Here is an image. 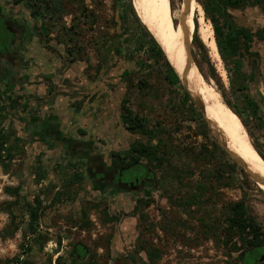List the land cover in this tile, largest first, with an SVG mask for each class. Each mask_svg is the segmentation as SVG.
Segmentation results:
<instances>
[{
	"label": "rangeland",
	"instance_id": "rangeland-1",
	"mask_svg": "<svg viewBox=\"0 0 264 264\" xmlns=\"http://www.w3.org/2000/svg\"><path fill=\"white\" fill-rule=\"evenodd\" d=\"M170 2L175 33L187 50L190 42L201 77L242 123L224 101L240 112L251 142L264 155V103L259 98L264 70L262 78L255 71L256 82L247 74L254 67L250 61L239 66L220 57L218 66L199 34L198 5L213 31L203 8L207 0ZM0 10L19 28L14 61L0 63V90L9 110L3 125L19 138L10 163L0 165V248L6 250L0 253V264H13L18 258L20 264H133L140 241L164 248L163 256L152 264H218L208 260L221 253L206 241L204 222L219 219L223 208L239 201L264 234L263 192L244 171L230 173L233 161L192 100L167 77L144 30L155 37L142 21L145 29L128 16L129 35L121 43L113 38L119 30L113 0H63L62 10L69 14L61 17V12L50 17L52 10L44 5L41 17H33L15 0H0ZM228 13L237 26L256 32L264 28V12L258 6ZM88 14L91 17L85 19ZM71 24L78 34L69 32V41ZM194 32L206 55L193 44ZM255 39L254 45L260 43L264 53V41ZM212 70L218 81L211 77ZM195 81L193 91L201 100ZM123 116L141 119L155 138L128 129ZM139 144L148 150L157 146L160 163L137 157L133 147ZM75 150L95 153L104 166L115 163V157L147 162L160 189L147 197L142 190L101 185L91 176L84 155L74 154ZM134 170L124 176L136 174ZM74 172L81 180L70 183ZM200 188L204 206L177 204ZM39 201L43 209L36 233L25 234L23 211ZM163 224L166 233L174 230L179 236L165 235Z\"/></svg>",
	"mask_w": 264,
	"mask_h": 264
},
{
	"label": "trees",
	"instance_id": "trees-1",
	"mask_svg": "<svg viewBox=\"0 0 264 264\" xmlns=\"http://www.w3.org/2000/svg\"><path fill=\"white\" fill-rule=\"evenodd\" d=\"M62 1L63 0H15V3H22L30 11L33 17L40 18L41 7L43 5L49 11L52 10V12H50V17L54 15L53 12H61L59 17H61L63 14H69L68 11L62 10ZM124 1L125 2H123V0H113V8L115 10L116 16L115 18L117 19V24L119 25V30L115 35H113V38H116L117 41H120L121 43L125 41V38L127 37L126 35H129L127 26L128 16H132L134 21L140 24L130 0ZM248 6H258L264 12V0H207L206 4L203 3L204 11L207 17L213 23L215 42L217 44L220 57L224 61H228V58H231L233 60L232 63L239 66L247 59H251L252 62H254V58H259L260 54H263L261 53V48L259 49L257 47H253L252 43L254 37H257L258 41H264V28L262 29L263 33H253L244 27L235 25L228 13L229 10H237ZM90 17V14L84 16L85 19H89ZM91 21L94 22L95 20L91 19ZM75 26L76 25L71 24V27L67 30L69 41L72 39V35L69 32L73 31V34H78L77 30L74 31ZM141 27L142 29L144 28L143 26ZM144 31L145 38H147L149 43L152 45V48L156 51V55L163 61L167 77L169 79H173L175 81L174 84L182 88L164 52L155 39L151 36V34H149V32L146 30ZM193 44L199 50L203 51L204 54L206 53L205 47L198 39L196 32L193 33ZM149 59L151 58L149 57ZM248 75L250 77L249 79H253L254 75H256V72H254L251 68L248 70ZM211 77L218 81L214 70L211 72ZM183 94L185 98L189 100V97L184 92V90ZM261 98L264 99V96H261ZM224 103L241 119L244 127L246 128L247 125L241 118L240 112H238L236 108L231 106L228 102L224 101ZM8 114V105L0 90V165L5 162L10 163L13 158L12 149L19 141V138L16 136L14 131L6 130L5 126L3 125V121L8 116ZM123 122L127 124L128 129H140L143 133L148 134L150 138H155L153 134L147 132V128H144L145 126L143 125L142 120L138 117L127 119L125 116H123ZM247 133L249 136H251L248 131ZM252 144L264 160V155L261 153L257 145L255 143ZM133 150L137 154V157H145L151 162L156 161V164L160 163L161 161L157 154V146H154L152 150H148L145 146L139 144L133 147ZM229 167L231 174H234L235 172L243 173V170L239 168L234 162L230 163ZM80 180L81 175L78 172H74V174L70 177L69 182L77 183V181ZM203 191V188H200L199 191L189 195L185 200H179L177 204L182 208H187L192 205H199L202 207L204 206L203 201H201V197L204 195ZM42 209L43 208L40 206V201L25 208L23 211L27 216V230L25 234L29 233L30 235H34L36 233ZM12 223H14V217L11 218V224ZM204 225L207 227V230L212 228L215 234L219 233L222 235V232L224 231L228 241L232 242L233 247L236 249L239 248L237 241H239L241 247H248L252 246L253 244H259L264 240V234L260 229L259 224L252 216L248 214L243 201L229 204L226 208H223L222 215L219 219L212 217V219L208 220L206 223L204 222ZM139 245L140 246H138L137 249L135 248L136 250L133 252L136 254L135 256L138 255V258L134 259L132 257L133 264H152L160 257L159 250L150 246H146L145 243L143 244L141 241ZM140 248L141 250H139ZM140 253H142V256ZM11 262H13V264H18L19 258Z\"/></svg>",
	"mask_w": 264,
	"mask_h": 264
},
{
	"label": "bare ground",
	"instance_id": "bare-ground-1",
	"mask_svg": "<svg viewBox=\"0 0 264 264\" xmlns=\"http://www.w3.org/2000/svg\"><path fill=\"white\" fill-rule=\"evenodd\" d=\"M170 3V0H133V7L140 17L139 20L147 26L163 49L185 88L192 93L193 82L195 80L198 82V94L205 106L206 117L218 128L219 138L230 153L246 167L251 175L258 179L256 183L251 178L264 194V160L253 146L243 124L232 112L229 113V110L222 106L218 95L211 88L212 85L208 86L201 77L197 65L184 46L185 41L175 33ZM197 13L198 22L202 25L199 31L200 38L209 49V55L220 66L221 58L217 51L213 31L205 25L200 5L197 6ZM219 74L223 78L226 77L223 69Z\"/></svg>",
	"mask_w": 264,
	"mask_h": 264
},
{
	"label": "flooded vegetation",
	"instance_id": "flooded-vegetation-1",
	"mask_svg": "<svg viewBox=\"0 0 264 264\" xmlns=\"http://www.w3.org/2000/svg\"><path fill=\"white\" fill-rule=\"evenodd\" d=\"M18 36V26L14 25L11 19H9L0 10V63L4 62V64L9 65L14 61L15 54L13 47L14 41L16 38H18ZM253 47L262 49L261 45H253ZM247 61L252 63L254 66L252 70L254 72L258 71L260 73L259 78H262L261 75L263 74L264 70V53L260 54L259 58H254V62H252L251 59H247L246 62ZM255 77L256 75H254L252 80H254ZM261 93L262 95L260 96H264V92ZM260 96V100L264 103V99H262ZM73 153L84 155V162L86 167L90 169L91 176H93L94 180L98 181V183L101 185H113L117 188L122 187L131 191L142 190V192L147 194V197H150L151 192L160 189L159 187L161 184L160 182L158 183L156 181L154 170L150 168L147 162H142L139 160L132 161L124 157H115V163L112 164L111 162L109 166H104L100 157L96 156V154L92 153L91 151L75 150ZM132 168L137 169L134 170L137 171L135 172L136 174L132 173L125 177L124 173L128 172ZM145 203L148 206L151 203V200L148 199L145 201ZM164 227L165 224L162 225L163 233L165 235L169 234L173 238H177L179 236V233L174 230H170V232L166 233ZM224 233L225 232L223 231L222 235L219 233L215 234L212 228L205 232L204 235L206 237V241H209L211 247L213 249H217L220 251L219 253H221L220 255L212 256L208 259L209 261L216 262L218 260V264H264V240L259 244H253L252 246L248 247H241L239 241H237L239 248L236 249L233 247L232 242L228 241V238ZM195 244L196 241L193 239L192 245ZM163 251L164 248L159 249L160 257L164 253ZM218 251L215 253L219 254ZM249 252H254L252 257H250ZM230 256H233L234 258H231Z\"/></svg>",
	"mask_w": 264,
	"mask_h": 264
},
{
	"label": "water",
	"instance_id": "water-1",
	"mask_svg": "<svg viewBox=\"0 0 264 264\" xmlns=\"http://www.w3.org/2000/svg\"><path fill=\"white\" fill-rule=\"evenodd\" d=\"M190 44V42H189ZM189 44H188V53L191 55L190 49H189ZM163 50V49H162ZM167 57V56H166ZM192 57V56H191ZM168 60V59H167ZM169 62V60H168ZM170 63V62H169ZM171 65V64H170ZM172 67V65H171ZM173 68V67H172ZM174 70V69H173ZM175 72V71H174ZM176 74V72H175ZM177 76V74H176ZM178 78V76H177ZM179 83L182 87V89L184 90V92L188 95V97L192 100L194 106L198 109V111L200 112V114L202 115L205 123L207 124L209 130L213 133V135L215 136L216 140L218 141V143L220 144V146L222 147V149L225 151V153L227 154V156L239 167L241 168L244 172H246V175L248 176V178H252L256 183L258 182V179L255 178L253 175H251L247 170L246 167L236 158L234 157L230 151L227 149L226 145L220 140L219 138V131L218 128L214 126L213 122L211 120H209L206 115H205V106L202 102V100H199L197 98V96L195 95V92L193 91L192 88V93H190L185 86L181 83L180 79L178 78ZM81 250H85L84 246H81Z\"/></svg>",
	"mask_w": 264,
	"mask_h": 264
},
{
	"label": "clouds",
	"instance_id": "clouds-1",
	"mask_svg": "<svg viewBox=\"0 0 264 264\" xmlns=\"http://www.w3.org/2000/svg\"><path fill=\"white\" fill-rule=\"evenodd\" d=\"M9 248L12 249V250H15V245L12 244V243H10V244H9ZM5 251H6L5 249L0 248V253H4Z\"/></svg>",
	"mask_w": 264,
	"mask_h": 264
},
{
	"label": "crops",
	"instance_id": "crops-1",
	"mask_svg": "<svg viewBox=\"0 0 264 264\" xmlns=\"http://www.w3.org/2000/svg\"><path fill=\"white\" fill-rule=\"evenodd\" d=\"M251 32H254V31H251ZM254 40H256V39H255V37H254L253 41H254ZM252 44L254 45V42H253ZM257 45H259V46H260L261 44L259 43V44H257ZM257 76H260V75H258V71H257ZM254 81H256V82H257V79H256V77H255ZM260 97H261V96H260ZM70 103H73V102H70Z\"/></svg>",
	"mask_w": 264,
	"mask_h": 264
}]
</instances>
